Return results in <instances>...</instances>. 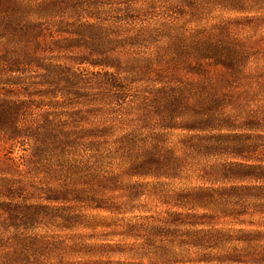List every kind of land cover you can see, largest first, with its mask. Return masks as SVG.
Returning a JSON list of instances; mask_svg holds the SVG:
<instances>
[{
	"label": "rangeland",
	"instance_id": "obj_1",
	"mask_svg": "<svg viewBox=\"0 0 264 264\" xmlns=\"http://www.w3.org/2000/svg\"><path fill=\"white\" fill-rule=\"evenodd\" d=\"M0 264H264V0H0Z\"/></svg>",
	"mask_w": 264,
	"mask_h": 264
}]
</instances>
